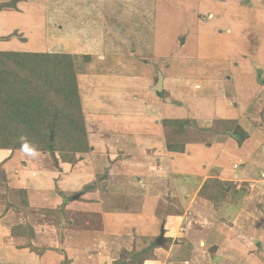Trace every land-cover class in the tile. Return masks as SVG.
<instances>
[{
  "label": "crops",
  "instance_id": "0c3cea01",
  "mask_svg": "<svg viewBox=\"0 0 264 264\" xmlns=\"http://www.w3.org/2000/svg\"><path fill=\"white\" fill-rule=\"evenodd\" d=\"M7 1L10 0H0V3ZM93 1L84 0V7L88 4L87 8H92L89 12L97 23H93L94 19L91 18L75 30L71 26L73 20L69 24L67 20L63 25L68 28L62 33H52L57 38V44H60V50L77 49L78 38L87 35L93 24L98 27L104 22L102 25L112 30V25L120 26L122 22L129 21L126 20L128 16L131 17V12L125 18L120 15V10L112 8L118 3L117 0H111L113 3ZM157 1L164 9L173 3L172 0ZM190 1L197 8L194 13H185L184 6L178 7L179 13L166 10L159 13L160 18L175 21L176 29L171 33L161 30V34L158 33L161 36L160 44L153 45L154 52L148 54L153 57L151 68L154 65L165 66L171 52L168 48L170 43L171 53H175L174 60L179 59L181 72L174 76L164 75L162 79L161 87L166 100L159 98L151 89L152 75L147 78L132 77L126 71L109 72L106 68L94 71L98 75L93 73L86 76L82 73L81 79L84 78V81L78 83V90L88 144L93 149L90 153L84 154L86 156L74 164L60 161L58 167L41 168L26 151L10 153V150L0 149V166L7 174L6 187L0 185V264H102L114 252L111 246H105V249H110L109 254L104 249L109 240L119 246L121 241L128 242L135 238L138 241L147 240L156 231L158 212L152 204L153 201L163 204L159 196L182 194V197H188V200L183 199L188 204L184 203L185 209L192 210L189 218L186 216L184 230H187V222L200 207L196 204L197 198L192 204L191 195L201 194L203 172L207 171L211 179L213 176L233 177V165L238 164V172L244 179L257 178L258 181V176L264 174L263 163L256 166L263 158L260 161L252 159L254 151L261 155L259 146L264 144V139L260 138L261 133L264 135V0H255L253 7L249 6L250 1L247 6L242 4V0ZM68 2L73 4L67 0H27L17 2L16 8L0 9V37L14 30L21 34L9 39L0 38V51L17 52L27 48L44 52L47 46L43 41L46 22L52 26L59 19L66 20L64 12L68 9L62 11L61 4L68 5ZM177 4L182 2L177 0ZM97 6L100 9L93 14ZM155 23L159 28V22ZM129 27L132 29L131 24ZM101 30L98 29V33H102ZM125 33L128 38L132 35L131 32ZM148 36H151V31H144L139 46L132 48L137 51L145 49ZM112 52L119 53L113 47ZM185 68L190 71L184 72ZM206 72L208 76H204ZM176 90L184 93L182 101L178 102L176 97V104H170L168 95ZM100 112L111 117L109 124L117 125V135L126 139L129 147L116 148L112 141L91 130V124L96 125L101 121ZM175 117L191 122L202 121L203 127L218 121H236L249 136L240 145L232 137L222 135V140L218 142H185L184 148L174 150L168 148V144L172 143L170 139L175 140L169 133L171 129L158 118ZM153 121L156 124L147 125ZM144 122L145 132L150 133H145L146 140L143 138L144 147L150 154L146 163L142 167L130 164L125 170H112L109 173V167L116 168L118 161L124 163L115 160L117 152H126V148L138 144L136 141L143 134L131 130L137 129L136 125L143 126ZM256 124L261 128V133L254 129ZM155 127L156 132L153 131ZM105 147H111L108 155L103 150ZM263 153L262 150V156ZM131 158L137 159L132 165L140 163L139 158ZM144 165L147 169L143 171ZM169 165L180 171L175 180L169 177L172 176ZM122 178L127 188H135H128L133 200L128 208L125 206V210L120 204L121 196L127 194L122 192L126 189L124 184L122 188ZM116 179L120 181L116 182ZM104 182L111 189L105 190L107 185ZM28 184H32L33 189ZM86 185L92 188L78 193ZM21 189H27L28 204L19 205L16 192ZM60 191L64 196L77 192L79 198L73 197L61 206L65 200ZM60 207L65 218L62 224L53 213H39L44 208L56 211ZM130 209H133L132 212ZM180 220L170 219L165 233L174 237L172 234L175 232L178 237ZM137 228L145 230L137 233ZM113 238L118 240L113 242ZM98 239H101L99 243ZM165 251L175 257L176 249ZM145 261L152 264V260Z\"/></svg>",
  "mask_w": 264,
  "mask_h": 264
},
{
  "label": "rangeland",
  "instance_id": "374dc122",
  "mask_svg": "<svg viewBox=\"0 0 264 264\" xmlns=\"http://www.w3.org/2000/svg\"><path fill=\"white\" fill-rule=\"evenodd\" d=\"M10 1L0 3V9L4 7L16 8L17 2L27 0ZM67 1H72L73 4H70L69 2L68 5L64 3L61 4L62 11L66 10L65 8L68 9L66 12H64L66 20L59 19V22H55V24H53L52 26L51 24L46 22V25L44 27L43 41H45L47 46L45 47L46 50L41 53L58 54V56L56 57L53 56L42 60H48L50 65L49 68H52L53 70V74L50 75V84L52 88L51 90L53 91H51L52 93H50V98L52 100L50 101L49 107L52 105H54L56 109L59 106H69L72 108L77 107L78 103L76 101V98L78 97L80 101V90H78V83L81 84L82 81H84V78L81 79V74L84 73L87 74L86 76H91L93 75V73H95L94 71L104 70L105 68L109 72L126 71L128 74L132 75V77L137 76L141 78H147L152 75L153 82L151 84L153 85L151 89L159 98H162V100H166V95H164V92H162V87L160 90L155 91L153 89V86L156 83L157 77L159 75L161 76L162 84L164 75L174 76L175 74H179L181 72V70H179V67L181 68V66H179V59L175 58L174 60L173 54L175 53H171L173 51L170 50L169 43L168 48L171 52L167 57L168 61H165L166 65L161 67H156L154 65L151 68V65L153 64V62H151L153 57L149 56L148 54H152L154 52L152 50V46L160 44L159 40L161 38L160 34L162 31L166 32L167 30L169 33H171L176 29V27L174 26V24L176 23L175 21L171 22V20H167V18L162 19L158 15H160V12L165 10L166 12L170 13H179L180 8L178 7L182 8V6H184L185 8V13H194L197 11L196 6L193 5L190 0H180V2H182V4L180 5L177 4V0H172L173 3L171 4V6L166 5L165 9L158 5L157 0H137L138 2L131 0H117L118 3L112 8L115 9L116 7L117 10H120V15L125 16V18L126 15L131 12V17L128 16V19L126 18V20H132L131 22H122L120 26L112 25L111 27H114L112 30L107 25L103 26L102 24L104 22H101V25H99L98 27L97 25L93 24V27L91 26L92 28H89L90 30L88 31L87 35L78 38V44L75 43L77 49L68 48V51H62L60 50V44H57L58 41H55L56 36H53L52 33H54V35L58 32L62 33L65 28H68L63 25L66 24L64 21L68 20L67 23L69 24V21L73 20L71 26L72 28L77 30L79 29L80 25L87 22L88 19H94L89 12L92 8H87L88 4L86 5V7H84L86 4V2L84 3V0ZM106 1L109 3H113L111 0ZM249 1V6L253 7L252 2H254L255 0H242V4L248 6ZM90 2L93 3L94 1L90 0ZM99 9L100 8L97 6V10H95L93 14H96ZM131 18H134L135 21H133V19ZM155 21L159 22V28L157 27ZM93 23H97V21H95L94 19ZM115 23L118 22L115 21ZM130 24L132 29L129 27ZM98 29H102V33H98ZM144 31H151V36H148L145 41L147 42V46H145L146 48L143 50L140 49L141 51H137L132 47L139 46L138 42H141V35H144ZM115 32L117 34L114 35ZM125 32H131V36H134V34L136 35L137 33L138 34L134 37L130 36V38H128ZM20 35L21 34L19 32L14 30L12 33L10 32L8 35L2 36L0 38L9 39L12 37H19ZM36 46L37 45H35L34 48H36ZM112 47L118 50L119 53H113ZM53 48H57L58 50L52 51ZM159 49H161V47ZM17 52L40 53V51L29 50L27 48H24L22 49V51ZM113 57H115L114 60L112 59ZM17 58V56H10L9 58H5L2 60L3 63H0V78L4 77L6 72L13 73L14 70H17L19 73V69L15 64V61H18ZM38 61H40L41 63L39 64ZM42 61L39 57H29L23 60V64L28 67H33L37 64L38 68H41V70L40 75H37L36 78H38L40 82L45 83L46 81L44 82L40 80V77H42L43 73H41L42 67L40 65L44 64ZM24 71H26V69L20 70V72H22L20 77H23L25 75ZM186 71L190 70L188 68H185L184 72ZM95 75H98V73H95ZM208 75L209 73H204V76ZM74 81L76 83L75 94L77 95V97L73 95L68 98L67 101L65 100L66 98L64 97L63 93L58 94V92L54 91L62 89L63 82H69V84L72 85ZM68 89L69 91H71L70 87ZM11 91L12 90H10V92ZM7 95L8 92L0 93V124L2 127L4 126V124L6 125L5 121H7H3V107L5 105L4 103H2V100H4ZM173 95L174 98H172ZM183 95L184 93L181 91H174L171 95H168V98H170L169 103L176 104L175 102H177V99L178 102L182 101ZM79 105L83 114L81 102L79 103ZM158 105H160V103H158ZM153 106L155 107L154 104ZM158 107L159 106H157L156 108ZM99 118L101 119V121L96 122V125H90L91 130H93L95 133L97 132L102 134L104 139H106L107 141H112L116 145V148L128 145L126 139H121L120 136L117 135V132L119 130L117 125L109 124V119L111 117L105 116L100 112ZM158 119L163 125H168L172 130H170L169 133L171 136H174L175 140L170 139L172 143L168 144V148H172L178 151L184 148L185 142H189L188 144H192L194 141L198 140L203 143L204 141L206 143H209L207 141L212 140H217L218 142V140L222 138V135H225L232 137L237 141L236 143L240 145V142H242L249 136V134H247L241 128V124L236 121H218L217 123L215 122L214 125L209 124L206 125L207 127H203L202 121L197 120H193L191 122L190 120H184L179 117H175L173 119ZM157 123H159L158 120ZM154 124L156 123H154L153 121V123H148L147 125L152 126ZM22 127L23 126L21 125L20 127L18 125H15L12 126V130L10 127H7L6 129L14 132H19L18 129L20 128L21 130ZM84 127L86 130L85 123ZM145 127L146 125L144 122L143 126L136 125L137 129L131 130L137 132V134H139L140 132L141 134H143V136L139 137V141H136L138 144L132 145L134 146L133 148H126V152H117V157L115 160H122L124 161L125 165L123 166L124 163L118 161L116 168H112V166L108 168L109 173L112 170H118L119 172L120 170H125L127 167H129L130 164L134 167H142V164H144V162L150 155L147 151V148L144 147L143 143V138L147 137L145 133L150 134L145 132ZM254 129L260 132L261 128H259L256 124V127ZM153 131H157L156 127L153 129ZM260 138L264 139V135L262 133ZM146 139L147 138H145V140ZM24 140V137H16L12 139L10 143L4 145L3 147H0V149L10 150V153L15 150L26 151L30 158L34 157L33 160L36 161L37 165L41 168H45L48 166L58 167L60 161H68L71 164H74L75 162H78L82 156H86L84 154L88 152L90 153L91 150H93L92 147H90L88 144L87 131L85 140L87 143V148L83 151L74 152L75 150H77V148L70 144L67 139L63 138L62 135L58 136L56 144L58 148H54L55 150L53 152L45 149L47 148V146L40 144V142L36 147L37 149H30L29 147L19 146L16 144L18 141L20 143ZM263 145L264 144L262 143L261 146H259L261 155L257 154L255 151L252 154V159L257 158L258 161H260V158H263V161L257 162L256 166H260L261 163H263L262 165H264V156H262V150L264 152V149L262 148ZM103 150L108 155L111 147H105ZM136 150L138 152L135 153ZM140 150H142V153ZM131 157L139 158L138 161L140 163L132 165L134 162H136L134 160L136 158ZM145 165V169L142 168L143 171L147 169ZM238 166L239 165L237 164V167H233L232 169V171H234L233 177L227 176L223 178L222 176L214 178L213 176V178L211 179L212 176L208 174L207 171L205 173L203 172L201 178L203 179L202 183L204 185H201V194L191 195V198L193 200L190 199L193 204L195 199L197 198V203H195L200 207L197 208L198 210H196V212L194 213L195 215H192L191 221L187 222V230H184L186 224L185 221L187 220V217L189 218L192 211L191 209H185L187 208L186 200H188V197H182L184 196L182 194H178V196H169L164 194L162 196H159V198L163 199V204L160 202L158 204H155L154 201L152 204L158 212L156 214V231L150 237H148L147 240L140 239V241H138L137 238L134 237V240H130L128 242L121 241L119 246L116 243L113 244L112 241L109 240L107 243L108 245H104V249L106 248L105 246H111L113 247L114 252H112V255L110 256L111 258L107 257V259H105L104 263L102 264H146V259L152 260V264H264V190H262L264 189V174L259 173L260 175L258 176V181H256L257 178L244 179L238 172ZM169 168L170 173L172 171V176L169 177H172L171 180H175V178L178 177L180 171L177 169H172L170 165ZM102 175L103 174H101V176ZM6 176V172H4V169L0 166V185L3 187H6L7 184ZM104 176L106 181V174H104ZM117 177L119 178V173ZM123 180L124 179L122 178V188L125 187L126 189L122 192H127V194L121 196L120 204L122 205V210H125V206L126 208H128L133 200L129 195L130 191L128 190V188H135H127ZM117 181H120V179H116V182ZM94 184L96 183L94 182ZM123 184L125 185L124 187ZM31 185L32 184H28V186L33 189ZM90 188H92L90 187V185H86L82 187L78 191V193L82 192V190ZM104 188L105 190L109 188L111 189L109 185H107V187L105 186ZM26 190L21 189L16 192L18 195L19 205H24L26 203L28 204V201L26 199ZM76 193L77 192L64 196L61 191L59 192L66 203L73 197H76V199H78L79 195L77 196ZM184 198H186V200H183ZM147 200L149 201V197L147 198ZM63 205L64 204H62L61 206ZM190 207L192 208V206ZM42 210L43 211L39 213H53V215L56 216L58 220H60L61 224L65 221L64 213H62V207L58 208L56 211L50 210L48 208H44ZM132 210L133 209H130V212H132ZM170 219H181L179 223L180 225L178 226V231L180 232V235L178 237L175 236L177 235L175 232L172 234L174 235V237L169 236L165 233L167 226L166 224ZM137 222L140 223L139 220H137ZM144 230L145 229L143 228L136 229L137 233ZM183 230L184 233L182 232ZM144 236L146 237V235ZM180 236H182V238ZM100 240L101 239H98V243L100 242ZM117 240L118 239L113 238V242ZM170 249H176V254L173 255L175 257H172L170 254L166 253L165 250ZM105 250H107V253L109 254L110 249L107 247V249ZM179 256L182 257L178 259Z\"/></svg>",
  "mask_w": 264,
  "mask_h": 264
},
{
  "label": "trees",
  "instance_id": "16d2710c",
  "mask_svg": "<svg viewBox=\"0 0 264 264\" xmlns=\"http://www.w3.org/2000/svg\"><path fill=\"white\" fill-rule=\"evenodd\" d=\"M10 56L18 57V61H15V64L19 69V73L17 70H14L13 73L6 72L5 76L0 78V93L8 92V95L2 100V103L5 105L3 107V121H7H5L6 125L4 124L3 127L0 124V147L10 143L16 137H24V141L20 143L18 141L16 144L29 147L30 149H37L36 147L40 142V144L47 146L45 149L53 152L58 148L56 145L58 136L62 135L63 138L67 139L70 144L77 148L74 152L85 150L87 148L85 141L86 130L83 114L79 105L80 101L75 94V81L72 85L69 82H63V88L54 91L58 92V94L63 93L67 101L71 96H76L78 106L75 108L59 106L57 109L54 105L49 107L50 101L52 100L50 93L53 91L51 90L50 75L53 74V70L49 68L48 60H42L53 56L56 57L58 54L0 51V63H3L2 60ZM29 57H39L44 63L42 64L43 66L40 65L42 67L41 73L43 72L40 80L46 81L45 83L40 82L36 78L37 75H40L41 70L36 63V66L33 67H28L23 64V60ZM38 62L39 64L41 63L40 61ZM23 69H26L24 71L25 75L20 77L22 74L20 70ZM69 87L71 91H69ZM10 90L12 91L10 92ZM15 125L19 127L21 125L23 127L21 130L20 128L18 129L19 132L11 131L12 126ZM7 127H10L11 130L6 129Z\"/></svg>",
  "mask_w": 264,
  "mask_h": 264
},
{
  "label": "water",
  "instance_id": "95a60500",
  "mask_svg": "<svg viewBox=\"0 0 264 264\" xmlns=\"http://www.w3.org/2000/svg\"><path fill=\"white\" fill-rule=\"evenodd\" d=\"M153 89H154L155 91L161 89V76H160V75L157 77V81H156V83L154 84Z\"/></svg>",
  "mask_w": 264,
  "mask_h": 264
},
{
  "label": "built area",
  "instance_id": "2783aa9c",
  "mask_svg": "<svg viewBox=\"0 0 264 264\" xmlns=\"http://www.w3.org/2000/svg\"><path fill=\"white\" fill-rule=\"evenodd\" d=\"M233 167L236 168L237 167V164H234Z\"/></svg>",
  "mask_w": 264,
  "mask_h": 264
}]
</instances>
